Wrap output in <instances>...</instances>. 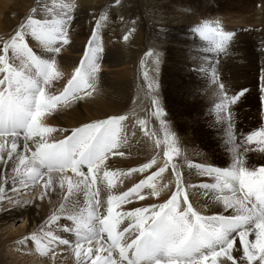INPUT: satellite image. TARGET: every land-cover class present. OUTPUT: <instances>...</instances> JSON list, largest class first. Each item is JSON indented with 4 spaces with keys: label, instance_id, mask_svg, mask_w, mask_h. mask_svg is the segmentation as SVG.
<instances>
[{
    "label": "bare ground",
    "instance_id": "6f19581e",
    "mask_svg": "<svg viewBox=\"0 0 264 264\" xmlns=\"http://www.w3.org/2000/svg\"><path fill=\"white\" fill-rule=\"evenodd\" d=\"M251 1L252 0H249L245 4L250 6ZM257 1L261 0H255V2ZM29 3L31 4L29 5ZM33 3L34 1L32 0H0V47H2L3 43L9 42L10 37L19 30V21L27 20L30 16H33L31 15L33 13H31V10L39 7L38 5L32 7ZM45 3L46 2H44V4ZM44 4L41 5L43 6ZM111 5V1H104L102 7L109 9L112 7ZM152 5L154 6V4H151V6ZM153 6L151 9H155ZM39 8H41L39 12L44 13L46 7ZM86 9H84L85 11L79 10V12L77 11V13L73 15L72 21L68 25L71 28L68 31L69 44L63 46L58 54L42 46L30 35H26L25 37L27 43L38 58L44 61H55L59 73L57 77L59 80L66 83V87H68V81L72 78L75 69L80 66V61L84 58L85 49L94 32L91 30L92 27L89 28L90 26H88L87 28H89V30H86L82 25L83 21L90 20V16L93 13L91 12L92 10L86 11ZM164 9L165 7H160L158 10L155 9L156 14L158 16L166 14ZM93 11H95V9ZM100 11L102 12V10ZM104 11L103 9V12ZM52 14L54 15L50 16L51 18L54 16L59 17V12H53ZM44 15L46 14H42L39 17L46 19ZM164 17L166 18L158 23L159 28L155 36L160 37L161 40L163 37L164 41H174L177 44H182L185 51L177 53L176 59L185 63L186 61H191L193 65H197L199 60V54L195 56L197 43L192 40L193 38H191V36L186 37L184 33L179 30L180 23L170 26L171 24H169V22H171L172 16L168 15L167 17L166 14ZM63 18L66 17L64 16ZM142 18H144V16H142ZM142 18L140 19L143 20ZM79 19L81 20L80 22H78ZM168 19L170 20L168 21ZM256 20L258 24L263 22L260 17L255 16V18H252L253 22H256ZM92 21L96 23L98 20L94 18ZM131 22L128 23L131 24ZM125 23L127 24V22ZM125 23L123 22V24ZM86 24L87 23H85V25ZM143 24L146 30L149 27L148 23L144 22L142 26ZM135 26L136 25H134L133 28H136ZM259 26H256L257 28L255 27L251 32L241 35L244 41L254 43L255 48L250 50L246 44H240L239 49L242 48L243 50L238 52L239 55L237 58L230 59V63H233L234 60H236V63L239 62L238 66L242 69V74L239 78L230 79L233 83L229 85V91L236 90V83L237 85L238 83L241 85L244 84L243 88H245L246 86L254 85L257 81L260 90L261 86L264 85V81L261 80V77L264 76V32L258 30ZM127 29V31L123 29L120 31H125V35L123 36L128 39L130 36V34H128L129 27ZM105 32L106 31L99 30L98 28L95 31L97 34L96 46L102 48V52L98 53L96 61L100 66V70L95 75V86L93 88H85L84 91L77 94L76 98H73V96L69 94L66 101L62 100L51 112L46 113L40 118L42 126L57 130L48 135L49 141L56 142L63 139L70 135L74 129L82 127L85 124L123 115L126 117V120L122 122L123 132L121 135L126 137V140L118 150H114V154L108 156L104 165L101 167L104 168L106 166V169L110 172L125 173V175H121L114 179L113 182L115 186L111 189L107 187V180H103L93 186L94 191L96 188L100 189V198L103 203V207L100 208L101 213L106 214L107 198L109 194L118 195L128 191L141 180L147 179L153 172L158 171L159 167L163 166V153L161 148L157 147L156 140L159 139L163 145L165 139L170 138V145L178 148L179 152L171 153L169 149L173 159L169 162L168 169L154 182L159 195H150L152 189L145 186L141 190L142 193L145 192V198L141 200L139 204L141 205L140 207H150L154 204L164 203L170 198L172 192L176 190V178L173 174L171 163L176 162L188 203L192 206L193 210L205 216H226V213H230L227 216L233 215L232 209L226 211L223 204L216 199L217 196L221 195L218 190L201 187L203 184L211 185L216 183L215 178L204 175L195 167V165H201L214 168V160L210 157L213 155L214 151L217 158L226 166L234 164L235 158L238 155L231 144L228 145V143H226L228 153L220 154L218 150H220L221 147L210 144L212 147L209 146L210 148H208L205 144L207 143L206 140L200 137L202 133H200L201 129L198 128V126L202 124L201 120H203L204 115L199 116V108L205 105L212 106L211 104L218 99L210 94L213 90L217 91V83L215 86V81L208 80V77H206V83L204 84H201L198 79H195L193 82L186 81V84H183V79L180 80L178 77L168 76L167 81L170 84H167V90L171 96H164V101H162L164 111L166 110L168 113L167 118H164V115L160 118L161 120H165L161 122L159 118L153 115L151 96L145 94L148 92V89L143 80L144 69L141 66V61L145 58V51L140 50L141 46L138 45L139 43L136 47L131 48L127 46V42H125L126 39L124 40V38L118 37L115 33L112 34L109 31ZM143 38L141 37V40ZM143 41L145 40L143 39ZM143 41L142 43H144ZM229 41H231V39ZM56 47H60V45L53 46V48ZM203 47L204 49L206 48L204 44ZM188 50L193 51V54ZM261 54H263L262 58H260ZM231 55L232 53L230 52V56ZM193 56H195V59H190ZM237 59L239 61H237ZM217 61H215V64ZM219 61L220 64L226 62V60ZM225 72L227 71L225 70ZM228 74L230 73L228 72ZM243 80L245 81L244 83H242ZM62 85L63 83L60 84V86ZM241 85H239V87ZM65 86L63 85L62 87ZM62 87L60 89H62ZM60 89L58 88V91ZM88 93H90V95ZM239 95L240 93L235 94L231 92L230 95L227 96L240 97ZM245 95L247 97V94ZM251 95L253 94L251 93ZM239 99L242 98L240 97ZM206 113L211 115L210 112ZM138 119L146 120V127H142L138 123ZM157 119L159 121H157ZM202 125V130H206L209 127L204 123ZM145 131L148 132V135H145ZM0 143L5 144V148L0 151V188L3 189V191L0 192V264H16L21 257H24L25 253L32 251L36 252L35 256L40 258L39 261L43 264H85L86 258L84 253L81 252L80 255L77 256L75 249V242L78 239L75 231L76 223L69 217L72 214H79L81 210L88 207L86 204V197L82 191L74 190V195L70 196L68 201L64 199L68 194V180L71 179L75 182L82 179V177L76 176L71 169H67L64 172L54 171L49 174L53 179V184L45 189L44 184L48 180V176H44L43 179L38 180V182L32 183L28 179V173L24 166L19 164V158L16 153L18 152L21 155L25 154L23 148V135L18 138L16 152H13L11 157L8 155L11 145L4 139H0ZM29 144L31 145V141H29ZM34 150L35 146L32 145L30 151L26 155L30 157L31 151ZM120 153H123V155ZM241 154L244 156L245 151L241 150ZM152 159H156L157 163L147 172H131L133 168L138 169L142 167L143 164L149 163ZM256 165H264V161H258ZM41 171L46 170L41 169ZM81 171L87 173V166L82 165ZM130 172L131 174H127ZM61 180H64L63 187H61ZM23 189L28 191L26 193L29 194V200H24V198L22 199L18 196ZM62 204L66 205V207L61 208ZM132 205L127 203L119 207L115 205L113 207L114 211L125 212L130 206L132 207ZM134 205H136V203ZM132 209L130 210L133 211L134 209ZM83 214L85 217L87 216L86 211H84ZM53 216H56L57 219L52 220L51 218ZM19 219H24L23 226L19 225L21 227H19V230H15L16 232H9V227L13 226L14 222ZM123 223H125V221ZM130 223H132V221L127 222V225ZM123 227H125V225L122 226V228ZM2 230H5V232L1 233ZM49 231L53 236H56L58 239H63L67 243L60 244L59 240L49 243L50 237L46 235ZM33 235H35L37 239H33ZM249 239L254 240L255 237L250 236ZM238 243L239 241L237 239V245H234V248L231 250L236 264H248L247 259L243 258L242 246H240L239 251L236 250ZM23 244L26 245L27 248H24ZM89 246L92 247L93 250L96 247L94 242ZM81 247L85 250L89 248L85 247V243L82 244ZM12 248L15 249L14 252L9 250ZM26 250L28 251L25 252ZM97 255L103 260L107 253H97ZM92 259H96V257L93 256ZM115 259L119 260L118 253H115ZM208 264H211V259H209ZM218 264H233V262L221 257L218 260ZM255 264H258V261L255 262Z\"/></svg>",
    "mask_w": 264,
    "mask_h": 264
},
{
    "label": "snow or ice",
    "instance_id": "6c2138e0",
    "mask_svg": "<svg viewBox=\"0 0 264 264\" xmlns=\"http://www.w3.org/2000/svg\"><path fill=\"white\" fill-rule=\"evenodd\" d=\"M71 21V16L59 20H40L30 16L10 37V41L0 47V139L11 145L8 152L11 157L16 152L18 138L23 135L25 154L17 152L16 155L32 183L48 176L44 184L47 189L53 184L49 174L67 169L82 177L75 182L68 180V194L64 197L68 201L74 195V190L82 191L88 205L79 214L69 217L76 223L77 256L83 252L85 264H89V261L90 264H208L209 259L211 264H218L221 257L236 264L231 250L237 245L238 239L236 250L239 251L242 246L243 258L247 259L248 264H255L257 261L258 264H264V166L248 170L243 166L242 155L236 156L230 169L220 170L195 165L204 175L216 180L214 184H203L201 187L218 190L221 195L216 199L223 204L226 211L232 209L233 215L205 216L193 210L188 203L176 162L171 163L176 178V190L166 202L135 208L133 211H114V205L119 207L136 198L143 200L145 196L141 190L145 186L152 189L150 195H159L154 182L168 169L169 162L173 159L170 151L179 152L178 148L170 145V138L165 139L163 145L159 139L156 140L157 147L163 153V166L128 191L119 195L109 194L106 214L100 212L103 207L100 189L93 191V186L107 180V187L111 189L115 186L114 179L125 175L110 172L106 166H101L125 142L126 137L121 133L122 122L126 117L114 116L85 124L56 142H50L48 135L57 130L40 123V118L51 112L62 100L66 101L69 94L76 98L85 88L95 86V75L100 70L96 61L98 53L102 52V48L96 46L97 34L93 32L80 66L75 69L68 81V87L60 95H50L46 91L51 81L59 75L55 61L38 58L25 39L26 35H30L42 46L58 54L63 46L69 44L68 25ZM195 31L205 38H208V33L219 37L218 40L213 39V43L220 51L224 50L226 43L234 35L222 31L219 24L215 27L205 24ZM54 45L60 47L53 48ZM148 55L151 56L152 53ZM144 63L142 60V67ZM143 80L148 89L145 94L154 93L157 87L154 77H150L148 71H143ZM261 80L264 81V76ZM220 87L224 89L223 84ZM261 92L264 93V85L261 86ZM237 99L238 96L225 94L224 103L220 107L226 109L229 104L236 103ZM261 99L264 100V96ZM152 105L155 107L153 115L162 117L164 112L155 97L152 98ZM138 123L146 127L147 121L138 119ZM145 135H148L147 131ZM229 136L231 137V130ZM234 139L233 137V141ZM253 143L264 145V127L248 135L239 148L234 147V150L238 152L243 149L246 152L248 149L244 145ZM32 145L35 150L31 151L29 157L26 154ZM4 148L5 144L0 143V151ZM258 150L264 152V147ZM156 163V159H152L131 172H147ZM82 165L87 166V173L81 171ZM63 185L64 180H61V187ZM2 191L0 188V192ZM65 207L66 205H61V208ZM84 211L87 212L86 217ZM51 219L56 220L57 217L53 216ZM124 220L132 223L121 229L119 225ZM46 235L50 237L49 243L56 240L60 244L67 243L53 236L50 231ZM250 236L255 239H249ZM32 238L37 239L35 235ZM93 242L96 245L94 250L92 247L87 250L81 247L84 243L92 245ZM97 253L107 255L101 260ZM115 253H118L119 260L115 259ZM93 256L96 259H92Z\"/></svg>",
    "mask_w": 264,
    "mask_h": 264
},
{
    "label": "rangeland",
    "instance_id": "374dc122",
    "mask_svg": "<svg viewBox=\"0 0 264 264\" xmlns=\"http://www.w3.org/2000/svg\"><path fill=\"white\" fill-rule=\"evenodd\" d=\"M32 1H34L35 3L32 4V7L34 5H38L39 7L42 8L46 7L44 13L39 12V9H41L39 7H36L37 9L35 8L36 9L35 12L31 10V13L33 12L32 14L29 12L35 18L37 19L39 18L40 20H45L43 19V17H39L42 14H46L44 15V17L48 20L64 19L63 18L64 16L65 17L71 16L73 18V15L76 14L77 11L78 12L79 10L85 11L84 9L87 8L89 10L86 9V11L92 10L91 12L93 13L90 16L91 17L90 20L83 19L85 21H83L82 25L85 27L86 30H89V28L92 27L91 30L95 32L98 28L99 30L102 31L103 30L106 32L109 31L112 34L115 33L116 35H118V37L120 38L122 37L125 40V37L123 35H125L124 34L125 31H127L128 30L127 28L129 27L128 34H130L129 36L130 38L128 37V39H126L125 42H127V46H130L131 48L136 47V45L139 43L138 45L141 46L140 50L145 51L144 53L145 58L143 59L145 63L143 65V69L144 71L149 72L150 77H154L157 85L155 92L150 95L151 100L153 97H155L158 100V104L163 111H164V107L162 105V101H164V96H171L169 94V91L167 90V84H170L167 81L168 76H175L178 77L180 80L183 79L184 80L183 84H186L185 83L186 81L193 82L195 79H198L201 84H204L206 83L205 81L206 77H208V80L215 81L214 85L216 86L217 83L216 86L217 91L213 90V92H210V94L218 99L213 104H211L212 106L205 105L199 108L200 109L199 116L204 115L203 118L204 121L201 120V123L202 124L204 123L209 126L206 129L208 131L202 130L203 127L202 124H199L198 126V128L201 129L200 133H202L200 137L206 140L207 142L205 143L206 147L210 148L212 147L210 144H214L218 147H221L220 150H218L220 151L219 152L220 154H226L228 153V150L226 149V143H228V145L231 144L233 148L234 147L239 148V146L243 143V141L246 139L248 135L264 127V100L261 99V97L264 96V93L261 92L258 82L256 81L254 85L246 86L245 88H243L244 84L241 85L238 83L237 85L236 83L235 85V87H237L235 88L236 90L229 91L228 88L229 85L233 83L230 79L239 78V76L242 74V69L239 68L238 66L239 62L236 63V60H234L233 63L231 62L233 65L230 63V59H234L235 57L237 58L239 55L238 52H241V50H243L242 48L239 49V45L246 44L250 50H253L255 48L254 43L244 41V38H242L241 35L244 33L251 32L252 30L255 29L256 26L258 27L259 25L260 26L258 30L264 32V23H263L264 0L257 2H255V0L254 1L252 0L254 3L251 1L250 6L245 4L249 0H128V1L127 0H83V1L82 0H32ZM104 1H111L112 7L109 9L103 8L102 5ZM44 2L46 3L44 4ZM30 4L31 3H29V5ZM41 4H44L45 6L44 5L42 6ZM151 4H154V6L153 5L152 6L155 7V9L157 10L160 7H165L164 10L167 14V17L168 15L172 16L171 22H169V24H171L170 26H172L173 24L178 25L180 23L179 26L182 27L181 28L179 27V30L182 33H184L186 37L191 36V38H193L192 40L195 41V43H197V50L195 53V56L199 54V60L197 62V65H193L191 61H186L185 63L182 61H178V59H176L177 53L185 51L182 44L180 43L177 44L174 41L172 42L170 41L171 42L170 43L169 41L166 40L165 42L163 37L161 40L160 37L155 36V33L159 28L158 23L162 21V19L166 18L164 17L166 16V14L162 16H158L156 14V10L151 9L152 8ZM148 5H150L151 8ZM94 9L95 11H93ZM103 9L105 10L104 12ZM100 10H102V12ZM53 12L54 13L59 12L58 14L59 17L54 16L51 18L50 16L54 15L52 14ZM142 16H144V18H142ZM255 16L260 17L262 19L261 21L263 22L261 24H258L257 20L256 22H253L252 18H255ZM139 17L142 18L143 20H141ZM94 18H97L98 20L96 23L92 21L94 20ZM169 20L170 19H168V21ZM26 21L27 20L19 21V24L21 25L23 23H26ZM80 21L81 20L79 19L78 22ZM123 22L124 23L127 22V24L126 23L123 24ZM128 22H131V24ZM144 22L148 23L149 26L148 28L150 29V31L148 28L145 30L144 24L142 26V23ZM85 23L87 24L85 25ZM205 24H208L212 27H215L217 24H219V27L222 31L234 33V35L231 38V41L226 43V46L223 51L218 50L215 47V44L213 43V39L218 40L219 37H214L213 34L208 33L207 34L208 38H205L202 37L199 32L195 31L196 28L203 27ZM134 25H136L135 26L136 28H133ZM88 26L90 27L87 28ZM131 27L133 28V30ZM69 29L71 28L68 26V31ZM121 29L125 31H120ZM157 34L159 35L158 32ZM141 37L142 38L144 37L143 39L145 41H143V39L141 40ZM142 41L144 43H142ZM203 44L206 46L205 49L203 47ZM188 51L193 54V51L191 50ZM230 52L232 53L231 56H230ZM148 53H152V55L149 56ZM195 56H193L190 59H195L194 58ZM262 57L263 54L260 55V58ZM219 60H226L227 64L228 62L229 64L227 65L226 62H224L225 64L224 63L220 64ZM215 61H217L216 64ZM237 61L239 60L237 59ZM225 70L227 72H225ZM228 72L230 74H228ZM244 82L245 81L243 80L242 83ZM62 83L64 86L66 85L65 82L59 80L58 77L56 76L51 81L50 85L46 88V91L48 90L47 92L50 95H59L64 91L63 88L65 89V87L67 86V85L65 87H62L63 85L60 86V84ZM221 84L224 85V89H221L220 87ZM239 85L241 86L239 87ZM61 87L62 89H60ZM58 88L62 92L60 90L58 91ZM231 92L235 94L240 93L239 96L242 99H239L240 97H238L236 103L229 104L226 109H222L220 105L224 103L225 94L230 95ZM251 93L253 95H251ZM245 94H247V97ZM152 109L154 112L155 107L153 105H152ZM206 112H210L211 115H209ZM167 113L168 111L165 110L164 118H167ZM160 118L159 120L161 122L165 121L163 119L161 120ZM159 120L157 119V121ZM229 130H231V137L229 136ZM233 137L235 138L234 141H233ZM260 147H264V145H260L256 143H253L252 145H246V144L244 145V148H247L248 150L245 152L243 156V159L246 158L244 160L243 166L248 170H254L260 167L257 166L256 164L258 163V161H264V152H260L258 150ZM241 150L243 149H240L238 152L236 151V153L238 155H242ZM210 157L212 158V160H214L213 167L215 169H220V170L230 169L234 165V164H230L226 166L219 158H217L215 151L213 152V155H211ZM92 190L94 191V189ZM26 192L28 191L23 189L20 191L18 196H20V198L22 199L24 198V200H29V194H27ZM140 202L141 199L139 198H136V200L133 199L132 202L130 203V205L132 204L133 205L132 207L130 206V208L127 211H129L133 207H134L133 209H135V206L136 208H139L141 206L139 205ZM135 203L136 205H134ZM154 205H158V204H154ZM229 214L230 213H226L225 215L227 216ZM124 221L125 223H123ZM124 221L119 225V228L121 227L122 229V226L124 225L127 226V222H129V220L127 221L124 220ZM23 224H24V219H19L15 221L13 226L9 227L10 228L9 232H14L15 230L16 231L19 230L20 229L19 227H21L19 225L23 226ZM4 232L5 230L1 231V233ZM23 247L27 248L26 245L24 244ZM85 247H90V246L89 244L85 243ZM9 250H11V252L15 251L14 248ZM27 251L28 250H26L25 252ZM35 253H36L35 251L25 253L24 257H21L16 262V264H43L41 263V261H39L40 258H37V256H35L36 255Z\"/></svg>",
    "mask_w": 264,
    "mask_h": 264
}]
</instances>
